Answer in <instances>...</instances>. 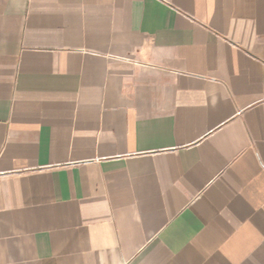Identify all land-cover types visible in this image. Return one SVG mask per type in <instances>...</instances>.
Here are the masks:
<instances>
[{
    "label": "crops",
    "instance_id": "crops-1",
    "mask_svg": "<svg viewBox=\"0 0 264 264\" xmlns=\"http://www.w3.org/2000/svg\"><path fill=\"white\" fill-rule=\"evenodd\" d=\"M0 264H264V0H0Z\"/></svg>",
    "mask_w": 264,
    "mask_h": 264
}]
</instances>
